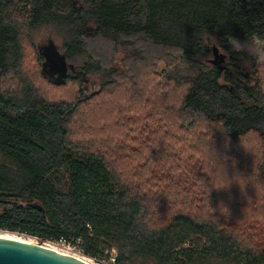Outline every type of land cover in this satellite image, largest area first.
I'll use <instances>...</instances> for the list:
<instances>
[{
  "label": "trees",
  "instance_id": "1",
  "mask_svg": "<svg viewBox=\"0 0 264 264\" xmlns=\"http://www.w3.org/2000/svg\"><path fill=\"white\" fill-rule=\"evenodd\" d=\"M83 4L86 9L69 0H0V230L62 241L99 260L114 250L117 264H264V242L258 236L236 232L215 217L182 211L151 217L146 194L110 167L103 154L73 139L79 103L49 95L55 92L51 87L80 76L50 79L39 47L28 38L53 29L63 40L66 60L86 59L82 73L107 78L103 87L121 72L87 52L93 29L94 37L126 53L120 68H147L172 83L175 89L166 100L173 102L182 123L171 126L162 151L148 155L183 145L180 130L189 133L202 124L217 127L219 141L230 146L256 136L258 161L264 162V65L229 50V40L257 41L264 49V0ZM32 46L35 59L29 58ZM145 61L148 66H142ZM137 73L130 76L132 86ZM156 84H146L145 92ZM139 135L148 149L153 143L149 132ZM258 172L264 177L261 163Z\"/></svg>",
  "mask_w": 264,
  "mask_h": 264
},
{
  "label": "rangeland",
  "instance_id": "2",
  "mask_svg": "<svg viewBox=\"0 0 264 264\" xmlns=\"http://www.w3.org/2000/svg\"><path fill=\"white\" fill-rule=\"evenodd\" d=\"M74 1L77 9H86L83 0ZM28 38L34 46L40 47L51 40L55 50L65 56L63 40L53 29L32 32ZM86 42L89 54L101 59L105 67H118L121 73L114 77L113 83L103 87L107 78L95 72H83L79 80L70 76L64 86L51 87L55 90L49 93L52 99L79 103L73 118V139L103 154L110 167L145 193L154 219L180 211L198 218L215 217L232 230L238 232L241 229L248 236H258L264 242V177L258 172V164L264 168V162L258 161L259 139L251 136L230 146L227 141H219L221 133L217 127L198 124L189 133L180 130L186 137L183 145L148 155L152 150L162 151L171 126L182 123L176 109L170 105L173 102L166 100L167 94L175 88L167 79L160 81L153 70H142V67L130 72L120 68L126 53L94 37L93 29ZM229 50L245 52L257 64L264 65V49L257 41L229 40ZM35 57L32 46L29 58ZM34 59L32 71L36 70ZM85 60L65 61L76 70H82ZM138 65L140 67L141 63ZM143 65L148 66L146 61ZM135 72H138L136 83L132 86L129 79ZM81 76L85 82L80 81ZM153 81L157 82V87L152 92H145L146 84ZM120 125L123 128L118 130ZM142 130L149 132L148 137L153 141L148 149L140 142ZM172 134L182 135L180 132ZM6 233L23 241L37 242L31 236L0 230V235ZM43 246L66 255L83 256L67 244ZM91 263L103 264L94 260Z\"/></svg>",
  "mask_w": 264,
  "mask_h": 264
},
{
  "label": "water",
  "instance_id": "3",
  "mask_svg": "<svg viewBox=\"0 0 264 264\" xmlns=\"http://www.w3.org/2000/svg\"><path fill=\"white\" fill-rule=\"evenodd\" d=\"M38 47L40 54L44 57L42 69L53 81L62 82L67 68L71 71L75 69L74 65L66 63L65 56L55 50L51 40H48L46 46ZM215 57L218 56L215 55ZM55 66L60 67L61 74L51 78L46 68H54ZM43 245L42 242L30 244L0 237V264H88L74 256L51 250Z\"/></svg>",
  "mask_w": 264,
  "mask_h": 264
},
{
  "label": "built area",
  "instance_id": "4",
  "mask_svg": "<svg viewBox=\"0 0 264 264\" xmlns=\"http://www.w3.org/2000/svg\"><path fill=\"white\" fill-rule=\"evenodd\" d=\"M33 239L36 240L37 242H42L44 245L54 243V242H44V241L38 240L36 238H33ZM56 244L58 246H59V244L64 245V243L62 241L57 242ZM67 247H69V245H67ZM105 254L107 255V259L99 260V259L91 258V260H94L96 262L103 263V264H117L115 261V251L114 250H111L109 252L107 251V252H105Z\"/></svg>",
  "mask_w": 264,
  "mask_h": 264
},
{
  "label": "flooded vegetation",
  "instance_id": "5",
  "mask_svg": "<svg viewBox=\"0 0 264 264\" xmlns=\"http://www.w3.org/2000/svg\"><path fill=\"white\" fill-rule=\"evenodd\" d=\"M71 2H72L73 5L76 4V2L74 0H71ZM66 63L69 64L68 62H66ZM46 69L48 70L49 76L51 78H55V77H57L58 75L61 74L60 67H57V66H55L54 68L47 67ZM71 73H75L77 75H82V70H79V69L76 70V69H74L73 71H71L69 68H67V71H66V74L64 75V78L67 77L68 75H70Z\"/></svg>",
  "mask_w": 264,
  "mask_h": 264
},
{
  "label": "bare ground",
  "instance_id": "6",
  "mask_svg": "<svg viewBox=\"0 0 264 264\" xmlns=\"http://www.w3.org/2000/svg\"><path fill=\"white\" fill-rule=\"evenodd\" d=\"M0 237L10 238V239H14V240L22 241V242H27V241L21 240V238L14 237V236L10 235V233H6L5 235H0ZM27 243H30V242H27ZM30 244H33V243H30ZM76 258H78V257H76ZM78 259H80V260H82V261H84V262H86L88 264H92L91 263V258L90 257H87L85 255H83L82 257H80Z\"/></svg>",
  "mask_w": 264,
  "mask_h": 264
}]
</instances>
